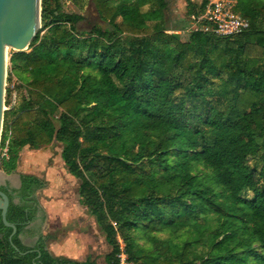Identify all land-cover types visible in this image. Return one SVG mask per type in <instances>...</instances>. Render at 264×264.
Here are the masks:
<instances>
[{"label":"trees","instance_id":"1","mask_svg":"<svg viewBox=\"0 0 264 264\" xmlns=\"http://www.w3.org/2000/svg\"><path fill=\"white\" fill-rule=\"evenodd\" d=\"M91 2L105 25L80 30L81 14L42 0L30 51L11 54L30 78L28 96L4 112L1 169L14 172L25 146L59 143L108 244L105 264H117L120 239L141 264H264V0H236L243 32L195 28L186 40L147 24L142 8L160 12L166 0ZM186 2L191 15L208 0ZM215 79L222 88L210 93ZM45 184L21 174L18 202L4 190L17 229L0 209V264H98L55 256L52 236L25 228ZM166 230L191 236L155 235ZM23 233L38 239L27 245Z\"/></svg>","mask_w":264,"mask_h":264},{"label":"rangeland","instance_id":"2","mask_svg":"<svg viewBox=\"0 0 264 264\" xmlns=\"http://www.w3.org/2000/svg\"><path fill=\"white\" fill-rule=\"evenodd\" d=\"M200 1L201 0H193V2L197 4H199ZM60 2L63 8L66 9V11L77 12L81 14L82 19L78 23V28L80 30H90L93 26L105 25V22L100 18L91 0H60ZM166 2V8L160 12H153L152 10H150L148 5L142 8V10L147 14L148 25L154 26L156 23L161 22V24L166 30L177 33L182 40H186L193 29L199 28V26L201 27V24H198L195 21L192 14H188L186 0H166ZM42 27L43 25L42 23H40V27L38 28V30ZM25 50L30 51V48L28 47ZM15 51L18 50L10 46L7 47L3 112H5V110L7 111L10 108H17L21 103L22 99L28 96L27 81L30 78L29 74L23 73L20 70L13 68L10 64V56ZM214 81L215 83L209 90L210 93H213L216 89L221 90L222 88L223 82L218 79H215ZM258 141L262 142V139L258 137ZM2 148L3 147H1L0 145V159L1 157H3ZM28 148L31 152L34 151L35 155L43 158L42 160H35V163L37 165L36 170H38V172L41 174L45 169H49V167H57L56 163L60 162L59 153H61V145L57 142L39 148ZM27 159L28 158H26L23 164L26 163ZM21 171L22 169H16L14 172L8 174L4 172L0 167V182L5 181V178L7 177L12 179L13 183L17 184L18 173H21ZM39 191L42 192L43 189ZM39 191L35 193V196L37 197L38 203L40 204L41 195H38ZM244 194L248 197L252 196L251 191H246L244 192ZM83 209L85 213H87L88 215L90 214L86 206H83ZM46 222L47 215L43 214L40 221L38 222V225H40L41 232L43 231V227L46 225ZM88 222V225L91 224V226H93L92 232H87L88 237H90L91 239H96V247L94 248L91 255L93 256V258H96L98 264H105L104 256L107 252L108 246L105 243L104 235L100 230L99 226L97 225L94 216L90 217ZM155 235L160 239L174 238L176 242H183V240L188 239L191 236L190 232L186 230L179 231L177 235H172L171 231L169 230L163 232H156ZM135 236L138 239V242L143 246L150 245L147 242V238H145L143 234L136 233ZM23 239L26 244H31V240H33V238L30 237L27 233L23 234ZM119 241L121 243L122 248H124V242L121 239Z\"/></svg>","mask_w":264,"mask_h":264},{"label":"crops","instance_id":"3","mask_svg":"<svg viewBox=\"0 0 264 264\" xmlns=\"http://www.w3.org/2000/svg\"><path fill=\"white\" fill-rule=\"evenodd\" d=\"M34 153L27 146L22 148L16 168L22 169L21 173H18L17 186L21 184V174L36 175L46 183L45 187L41 188L43 189L42 192L39 191L41 189L38 190V195H41V201L38 215L32 221L31 226L38 225L43 214H46L47 222L43 227L42 234L52 236L47 240L48 250L55 256L85 260L96 247V239H91L87 234V232H92L93 230V226L91 224L88 225L89 218L93 217V215H88L83 209L85 205L82 204L79 194L80 181L68 171V167L62 161L60 153V162L56 163L57 167H49L42 174L39 173L36 170L35 160H42L43 158L38 157ZM26 158L28 159L23 164ZM5 179L8 180L10 178L6 177ZM10 180L12 181V179ZM32 238V243L27 245H33L38 236L36 235ZM22 240L24 242L23 235ZM106 245L108 246L107 243Z\"/></svg>","mask_w":264,"mask_h":264},{"label":"water","instance_id":"4","mask_svg":"<svg viewBox=\"0 0 264 264\" xmlns=\"http://www.w3.org/2000/svg\"><path fill=\"white\" fill-rule=\"evenodd\" d=\"M42 0H0V139L3 123L4 84L6 74L7 47L24 51L30 46L41 23ZM9 196L0 189V209L3 222L13 228L16 225L8 222L7 211Z\"/></svg>","mask_w":264,"mask_h":264},{"label":"built area","instance_id":"5","mask_svg":"<svg viewBox=\"0 0 264 264\" xmlns=\"http://www.w3.org/2000/svg\"><path fill=\"white\" fill-rule=\"evenodd\" d=\"M236 0H208L205 10L199 14H192L198 24V29L212 32L219 36H229L248 29L250 22L247 18L237 13L234 8ZM3 156L8 157V150L2 148ZM117 264H141L140 261L131 259L122 248L117 255Z\"/></svg>","mask_w":264,"mask_h":264},{"label":"flooded vegetation","instance_id":"6","mask_svg":"<svg viewBox=\"0 0 264 264\" xmlns=\"http://www.w3.org/2000/svg\"><path fill=\"white\" fill-rule=\"evenodd\" d=\"M20 185L17 186L15 183H13V181H11L10 179L5 180L3 182H0V189L1 190H6L7 193H11L15 196V201H19V195H18V189H19ZM5 192V191H4ZM38 215V212H37ZM36 215V216H37ZM32 223V222H31ZM31 223L29 225H27L25 228H29V226H31ZM24 234V233H23Z\"/></svg>","mask_w":264,"mask_h":264}]
</instances>
